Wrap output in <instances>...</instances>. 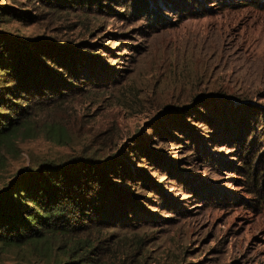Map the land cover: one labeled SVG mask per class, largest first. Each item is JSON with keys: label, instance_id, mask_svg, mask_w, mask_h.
<instances>
[{"label": "rangeland", "instance_id": "1", "mask_svg": "<svg viewBox=\"0 0 264 264\" xmlns=\"http://www.w3.org/2000/svg\"><path fill=\"white\" fill-rule=\"evenodd\" d=\"M2 1L36 14L6 16L3 29L44 37L70 66L68 53L97 67L99 83L36 95L37 128L0 143V186L27 166L108 154L116 173L95 185L111 191L113 222L87 225L104 242L101 264L116 253L119 264H264V190L236 167L243 145L264 155V0H192L190 12L159 0ZM46 233L35 245L58 255L10 245L0 264H63L65 244L86 234Z\"/></svg>", "mask_w": 264, "mask_h": 264}, {"label": "trees", "instance_id": "2", "mask_svg": "<svg viewBox=\"0 0 264 264\" xmlns=\"http://www.w3.org/2000/svg\"><path fill=\"white\" fill-rule=\"evenodd\" d=\"M38 1L46 7L53 8L56 5L60 7L89 5L92 0ZM159 1V5L172 7L178 12L180 10L190 12V9L195 11L192 8L194 6L192 0ZM6 16L25 21L36 20L33 11L0 0V143L21 128L27 131L37 128L33 121H36L34 116L41 102L36 95L47 94L51 97L63 88L76 86V82L89 77H94L99 83L97 67L95 70L92 66L89 71L85 69L84 63L80 62V58L72 56V53H68L69 55L66 53L71 60L70 66L69 61L56 57L57 47L53 44L52 46L47 39L45 41L44 37H23L3 29L1 23ZM54 64L57 67H52ZM53 125L55 124H46L50 129ZM241 128L243 127L239 125L236 133L240 134L243 131ZM241 151L242 163L236 166L239 169L238 173L250 177L256 191L263 192L264 155L260 154L253 159V152H248L244 145ZM107 155L93 151L59 164L40 163L35 167L27 166L8 183L0 186V252L10 245L21 247L22 244H28L36 255L41 253V250L58 255V249L51 246L44 249L37 247L35 245L37 239L41 238L44 232H47L46 235L56 232L70 234L75 232L79 235L84 231L85 236L81 238L75 236V240L65 244L68 247L63 249L67 255L66 259L61 260L63 264H101L105 261L106 258H102L98 252L105 247L102 244L104 242L93 245L92 235H87L90 232L87 225H90L91 221L98 228L102 223L113 222V218L109 216L110 206L113 204L109 203L111 191L107 190L105 185L101 188L95 185L102 184L100 181L103 180L102 175L105 177L109 173H116L109 169L111 167L104 170V167L115 159L114 156L110 158ZM261 200L264 201V198ZM74 209L80 216L86 215L79 220H73L78 224L71 221ZM140 241L132 256L139 254L140 257L143 254L138 250L141 248ZM79 246L86 249L80 250L81 257L75 259L73 252H76L75 249ZM120 258L123 259L121 262H124V258L119 257L118 253L110 256V259L107 257L109 260L107 264H119Z\"/></svg>", "mask_w": 264, "mask_h": 264}]
</instances>
